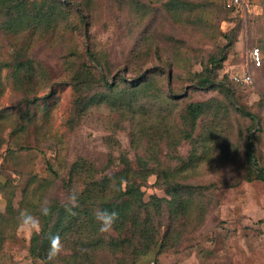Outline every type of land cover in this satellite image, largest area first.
Instances as JSON below:
<instances>
[{"label":"rangeland","instance_id":"1","mask_svg":"<svg viewBox=\"0 0 264 264\" xmlns=\"http://www.w3.org/2000/svg\"><path fill=\"white\" fill-rule=\"evenodd\" d=\"M96 1L98 10L94 14L90 38L97 48L107 51L115 68L125 66L142 29L166 32L186 41L180 64L171 70L181 94L192 85L189 75L202 69V60L227 42L222 33L241 26L236 46L218 70L219 78L225 74L229 76L239 99L257 112L258 123L249 132L251 122L238 111L237 102L230 105L218 90L198 86L189 89L187 97L178 102L179 108L187 100H204L212 96L227 102L225 120L218 117L217 121L211 116L198 127L216 130L215 126L222 122L216 141L226 145H214L211 156L191 171H183L181 179L193 184L215 181L225 186L214 190L212 209L203 226L186 234L175 247L162 252L155 249L143 255L137 264H155L156 259L164 264H264V181L239 178L245 170L244 142L249 133H254L256 154L264 165V64L253 68L248 60L252 47L260 46L264 54V0H244L242 7L230 11L225 9L224 0H190L195 5L194 12H204L207 20L185 21L183 25L165 17L162 3L166 0H145L156 7V17L145 23L133 14L113 12L110 5L114 0ZM22 41L0 29V62L10 59ZM88 44V36L78 28L75 32L37 33L33 42L26 44V55L35 59L38 69L34 81L17 88L15 80L9 77L12 70L5 66L1 69L0 264H44L30 254L33 233L18 232L19 215L27 210L40 221L34 203L48 202L52 197L66 198L63 182L75 159L83 156L95 160L101 167L106 163L119 167L122 152L136 163L138 154L144 155L146 151V139L137 147L133 136L136 123L130 115L123 114L122 108L94 102L86 110L81 109L79 98L86 100L94 90L102 87L98 82L91 87L72 83L78 68L80 70L84 61L88 62L84 56ZM157 63V59H150L144 67L148 69ZM133 68L127 75H134ZM248 68L253 73L252 82L232 78L234 73ZM94 71L96 73V69ZM167 79L165 77L161 83L166 84ZM34 96H39L36 102L27 101ZM148 105L152 110L159 106L156 101H150ZM152 115L147 118L150 123L158 119L155 113ZM153 131L157 133L155 129ZM157 140L153 159L162 165H182L191 149L189 142L181 140L177 147H171L166 134ZM156 179L157 176L152 174L144 186L146 198L153 193L166 195ZM41 180H48L50 184L40 199L38 186Z\"/></svg>","mask_w":264,"mask_h":264},{"label":"trees","instance_id":"2","mask_svg":"<svg viewBox=\"0 0 264 264\" xmlns=\"http://www.w3.org/2000/svg\"><path fill=\"white\" fill-rule=\"evenodd\" d=\"M162 4L165 17L172 22L183 25L185 21L206 19L204 12H194L195 5L190 0H166ZM224 7L229 11L235 9L227 7L225 0ZM110 9L133 14L141 23L156 17V7L145 0H114ZM97 10L96 0H0V29L13 34L18 41L23 39V44L16 46L12 57L0 62V93L3 87L1 69L4 66L12 70L9 77L15 80L17 88L34 81L38 69L34 64L35 59L26 55V44L32 43L37 33L51 30L75 32L78 28L84 30L89 39L84 55L88 62L84 61L80 70L78 68L72 83L79 87H91L98 82L102 86L88 95L86 100L79 98L81 109L86 110L94 102L122 108L123 114L130 115L136 123L133 136L137 147L144 139L147 142L144 155L138 154L136 163L122 152L119 167L111 163L101 167L95 160L79 156L71 164L63 182L68 196L34 203L35 212L41 216V228L38 233L32 234L29 251L32 257L39 258L44 264H48L46 253L49 238L56 234L61 237L64 251L55 264H137L150 251L156 249L162 252L177 246L186 234L205 224L212 209L214 190L225 185L215 181L186 183L180 175L208 158L214 145H226L225 142L216 141L217 130H220L218 126H223L222 122H218L216 130L213 127H198L211 116L217 121L218 117L221 121L225 120L228 105L226 101L212 96L204 100H187L179 108L178 102L187 97L192 86L218 90L230 105L237 102L238 111L251 122L249 132L258 123L257 112L239 99L229 76L225 74L219 78L218 70L236 46L241 26L222 33L227 42L202 60V69L189 75L192 85L187 86L185 94H181L174 84L171 70L180 64L186 41L166 32L142 29L129 51L125 66L115 68L109 61L107 51L97 48L90 38ZM148 24L146 26L150 28ZM150 59H157L158 63L147 69L144 64ZM132 68L134 75H127ZM165 77H168L166 84L161 83ZM38 98L29 97L27 101L33 103ZM150 101H156L159 106L152 110L148 105ZM152 112L158 119L150 123L147 118ZM153 129L157 131L156 134ZM165 134L170 138L171 147H177L181 140H187L191 145L182 165H162L153 159L152 154L155 155L158 148L157 139ZM253 135L249 133L244 142L246 165L239 178L264 181V165L257 157ZM49 167L55 174L58 173L51 165ZM152 174L157 176L156 183L164 187L166 195L153 193L146 198L144 186ZM49 184L48 180L39 182L40 199ZM72 194L78 197V207L72 208L69 213L66 209L71 206L69 197ZM44 208L49 209V214H43ZM96 211L118 213L111 232L99 231ZM155 264L164 263L156 259Z\"/></svg>","mask_w":264,"mask_h":264},{"label":"clouds","instance_id":"3","mask_svg":"<svg viewBox=\"0 0 264 264\" xmlns=\"http://www.w3.org/2000/svg\"><path fill=\"white\" fill-rule=\"evenodd\" d=\"M70 207L66 210L71 213L72 208L78 207V197L75 194L69 197ZM43 214H49V209L44 208ZM95 216L100 222L99 231L101 233H109L112 231L114 224L118 219V213L115 211H96ZM41 225L39 219L32 215L27 210L21 211L19 215V225L18 232H23L25 234L38 233L40 231ZM64 247L59 234L50 236L49 247L46 253V261L48 264H55L57 258L63 253Z\"/></svg>","mask_w":264,"mask_h":264},{"label":"built area","instance_id":"4","mask_svg":"<svg viewBox=\"0 0 264 264\" xmlns=\"http://www.w3.org/2000/svg\"><path fill=\"white\" fill-rule=\"evenodd\" d=\"M227 7L239 9L243 6L244 0H225ZM248 60L253 68H257L263 64V52L260 46L252 47L249 50ZM232 78L236 81H243L244 83H250L253 81V73L250 68L242 71L241 73H234Z\"/></svg>","mask_w":264,"mask_h":264}]
</instances>
